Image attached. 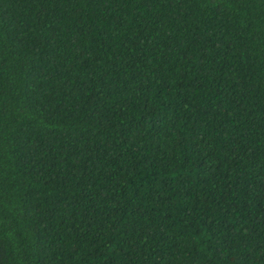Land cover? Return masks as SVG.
Segmentation results:
<instances>
[{"label":"trees","instance_id":"trees-1","mask_svg":"<svg viewBox=\"0 0 264 264\" xmlns=\"http://www.w3.org/2000/svg\"><path fill=\"white\" fill-rule=\"evenodd\" d=\"M0 264H264V0H0Z\"/></svg>","mask_w":264,"mask_h":264}]
</instances>
